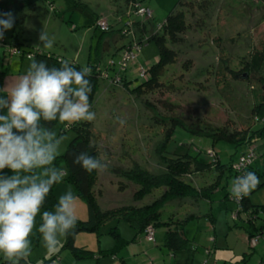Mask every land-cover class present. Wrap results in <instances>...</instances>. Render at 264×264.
I'll list each match as a JSON object with an SVG mask.
<instances>
[{
    "label": "rangeland",
    "instance_id": "obj_1",
    "mask_svg": "<svg viewBox=\"0 0 264 264\" xmlns=\"http://www.w3.org/2000/svg\"><path fill=\"white\" fill-rule=\"evenodd\" d=\"M32 1V5L14 15V18L20 21L14 27L15 34L20 39L23 38L31 48H40L81 66L93 60L94 48L101 34V29L95 27L96 18L98 21H106L109 26H114L120 21V25L125 26L128 20L123 0ZM179 1L181 0H144L142 3L152 11L155 22L159 24L176 9ZM184 1L187 3L186 7L179 10L184 12V20L189 30L181 36V44H168L170 49L177 51L178 58L161 73L159 90H145L138 97L130 92V88L141 82L137 70L140 67L147 69L158 58V49L153 42L143 43L136 61L129 64L126 70L127 80L131 82L129 87L123 83L110 86L107 80L99 79L91 107L96 113V119L91 124L97 139L96 147L100 152V159L108 163L104 171L97 172L93 188L101 210L129 205L144 206L150 204L162 191H155L141 201L134 202L132 195L137 187L115 176L108 169L110 166L128 170L136 163L141 168L157 170L158 160L154 150L163 140L167 126L156 125L147 107H157L158 112L164 115L165 109L159 101H165L179 106L178 111L183 116L187 117L189 112L190 118L199 119L215 128L226 127L229 130L244 131L251 126H260V123L255 121L254 111L256 105L264 98V64L255 69L250 66V62L252 59L264 57V0ZM190 2L195 3L191 8L188 7ZM12 30L11 28L9 32H13ZM42 31L53 40L51 49L44 48L40 43L39 35ZM125 41L124 39L123 42ZM15 61H18V64L24 61V69L26 63L29 66L31 62L29 57ZM106 62L107 57L100 65L103 71ZM261 62L264 63V59ZM9 66L10 62L8 68ZM198 73H201V76H198ZM244 74L248 76L246 79L242 78ZM117 117L124 119L125 124L121 125ZM65 123L57 121L51 129L57 136H64L59 155L64 154L74 137L70 128L60 134ZM255 147L257 158L252 168L261 185L264 183V140L258 141ZM245 150V146L235 148L226 142L212 143L207 137L193 136L179 127L173 131L164 147L166 156L176 157L188 153L198 155L204 162L211 160L209 151H213L222 164H227L231 158H236ZM54 166L67 171L65 162L60 158L54 161ZM8 170V176L13 175L12 170ZM217 175L213 169L194 174L191 184L197 189L204 188L215 180ZM226 181L230 183L228 173L224 171L220 178V189L226 185ZM69 189L77 196L74 186L65 180L53 185L56 203L59 196ZM223 195L224 191L221 190L212 195L211 202L201 201L197 205H191L190 202L181 205L178 202L172 203L165 208L163 219L170 214L183 218L188 212L200 215L208 213L213 216V223L210 221L212 216H208L198 220L199 223L193 221L187 226V236L193 240L192 246L195 249L192 264L264 263V235L252 244L247 238V233L248 230H255L241 219L234 221L233 213L236 208L232 202L223 200ZM249 200L253 205L264 204V185L254 189L249 195ZM77 216L80 221L89 219L87 203L80 198L77 201ZM40 223L42 219L41 215H38L36 228L30 237L32 254L28 260L31 264H41L54 254L49 253L43 246L38 232ZM114 223L104 224L98 232L80 231L75 235L77 241H88L90 248L97 250L100 246L103 249L110 248L114 238L108 231ZM259 223L257 222V226ZM118 228L124 238H133L134 232L126 222H118ZM164 233L165 229L158 227L154 229V243H148L141 236L135 243L130 244L127 250L130 261L128 260L127 264H172L174 261L169 252L162 248ZM64 241L65 237H61V246L55 253L60 251ZM68 255V251L60 252L58 264H64L69 259ZM123 255V250L116 253L118 260ZM100 258L101 264L112 263V256ZM180 258L181 253H177L175 259ZM3 261L5 259L0 253V263ZM87 261L89 260L83 262Z\"/></svg>",
    "mask_w": 264,
    "mask_h": 264
},
{
    "label": "trees",
    "instance_id": "obj_2",
    "mask_svg": "<svg viewBox=\"0 0 264 264\" xmlns=\"http://www.w3.org/2000/svg\"><path fill=\"white\" fill-rule=\"evenodd\" d=\"M131 1L132 0H123L126 7V15L128 16L127 24L125 26L120 25V21L114 26L108 25L107 30L101 31L97 45L94 48V54L92 55L93 60L91 62L89 60L85 65L92 68V73L89 77L92 85V92L89 96L91 106L95 99L99 79L103 78V74L111 75L114 72H117L116 67L110 66L109 62L113 61L116 63L119 59L121 50L128 46L131 47L132 45H137L141 48L143 43L153 42L158 49V58L154 64L147 69H144L146 77L140 78L141 82L135 87L130 88V92L138 97L145 90H159L161 87V83L159 82L161 73L167 66L174 64L178 58L177 51L170 49L168 44L179 45L181 36L189 30V26L184 20V12L179 10L181 7H186L187 3H185L184 0L179 1L176 9L170 12L163 23L159 24L155 22L153 13L150 18L136 16L132 10ZM139 1L142 3L144 0ZM33 2L34 1L32 0L29 2H27V0H0V13L11 12L14 16L23 8L32 5ZM194 4L195 3L190 2L188 7L191 8ZM115 14H117V11ZM19 22L20 21L15 19L12 27L13 30ZM97 22L98 19L96 18L95 24H97ZM95 27L98 26L95 25ZM11 34L9 40H5V44L8 48L16 49V53L11 56H17L20 58L35 57L37 61L46 62L49 67H60L59 61L65 60L51 52H45L38 48H31L27 46L28 44L25 43V40L23 38L20 39L15 32H11ZM124 39L126 40L125 42H123ZM4 52L6 51L4 50ZM105 57H107V62L105 63L103 71L100 65L105 60ZM262 59H264V57L252 59L250 66L259 69L260 66L264 64L261 62ZM68 62L77 68V70L84 67L74 61ZM110 71L113 72L111 73ZM4 73V71H0V85ZM200 74L201 73H198V76H201ZM120 77V85H122V83L124 86L128 84L129 87V83L131 82L127 80L126 72H122ZM159 103L165 109L164 115H161V113L158 112L157 107L150 106L146 108L151 112L152 120L156 125L167 126L163 140L156 145L154 150L155 156L158 160L157 170L152 171L144 169L136 163H134L132 168L128 170L110 166L108 168L115 176L125 179L137 187L132 195L134 202H139L153 192L162 190L157 198H155L150 204L144 206L137 207L129 205L108 210L100 209L93 192L95 179L97 178V171L87 173L80 165L73 162L75 156L81 152H88L90 155L100 158V152L96 147L97 139L94 137L92 131V124L91 122L83 121L69 127L73 130L74 137L69 142L64 154L59 155L57 158L62 159L66 165L67 175L64 180L71 183L74 186L77 196L87 203L89 219L87 221L78 220L75 233L65 238L60 251L52 254L49 258L41 262V264H49L52 261H55L57 264V258L62 251H68L78 261L88 260L93 257L99 258L112 256L117 258L116 253L124 246L135 242L141 236L145 240V230L149 226L154 229L158 227H163L165 229L162 248H165L170 255H173L175 258L177 253L185 251L189 254V256H187L188 259H192L195 254V249L192 247L193 240L187 236V226H189L190 222H198V220L212 215L208 213L200 215L194 212H188L183 215V218L177 216V214H170L169 217L167 216V218L163 219L164 210L167 206L175 202H178L179 205L186 202H190L191 205H197L201 201L207 203L211 202L212 195L219 193L221 190L224 191L222 199L232 202L236 208V217L234 221H236V219H241L255 230L254 232L248 230V240H251L254 237H258L259 240L262 235H264V204H251L249 195L243 198L239 203L230 198V187L232 181L236 178L237 173L232 169L233 163H235L239 156L245 154L249 149L254 151L257 158L255 145L258 141L264 140V98H262V101L256 105L257 107L254 111L255 121L259 122L260 126H251L244 131L229 130L226 127L215 128L199 119H193V117L190 118L191 114L187 109L186 112H188V116L186 117L178 111L179 106L165 101H159ZM57 121L46 123L45 126L52 129ZM42 123L45 122L42 121ZM177 127L185 130L193 136L207 137L212 143L226 142L233 145L235 148L245 146L246 150L236 158H231L227 164H222L217 158L216 153L214 154V158L209 162L201 161L198 155H190L188 153L176 157H169V155L166 156L164 153L165 144ZM67 129L68 128L62 127L60 134ZM89 145H91V147H89ZM255 161L256 159L243 171L255 172L252 168ZM212 169L215 170L218 175L215 180L209 183L206 187L197 189L191 184V179L194 174H199ZM8 171V169H4L0 171V175L8 176ZM224 171L228 173L230 183L226 181V185H223L220 189V178ZM262 176H264V172H262ZM262 185H264V183L258 185L257 188ZM55 204L56 201L53 195V190H51L42 210L54 209ZM120 221L126 222L134 231L133 238L130 239V241L122 240L120 238L118 233V222ZM210 221L213 223V216ZM110 222H115L108 231V233L114 238V242L110 248L92 250L87 247H79L75 244L74 238L78 232H98L101 226ZM257 222H260L258 226ZM119 261L122 264H125L121 258ZM0 264H8V262L5 260ZM21 264H31V262L27 259L26 262L22 261Z\"/></svg>",
    "mask_w": 264,
    "mask_h": 264
},
{
    "label": "clouds",
    "instance_id": "obj_3",
    "mask_svg": "<svg viewBox=\"0 0 264 264\" xmlns=\"http://www.w3.org/2000/svg\"><path fill=\"white\" fill-rule=\"evenodd\" d=\"M14 21L11 12L0 13V40ZM39 41L44 48L53 47V40L44 31ZM29 60L24 75L0 88L7 93L6 98L0 97V110L7 109V114L0 115V171L8 168L13 172L11 176L0 175V253L8 264L26 262L32 254L30 237L38 215L42 219L38 232L49 253L58 250L61 237L75 233L79 197L70 189L59 196L53 211L42 212L53 185L62 183L67 175L65 169L54 166L64 136H57L45 124L58 120L69 128L96 119L89 102L91 67L77 70L66 60L59 61L60 67H49L35 57ZM116 119L121 125L126 122ZM73 162L87 173L108 167L106 160L88 152L79 153ZM259 183L254 172L242 171L232 181L230 198L239 203Z\"/></svg>",
    "mask_w": 264,
    "mask_h": 264
},
{
    "label": "built area",
    "instance_id": "obj_4",
    "mask_svg": "<svg viewBox=\"0 0 264 264\" xmlns=\"http://www.w3.org/2000/svg\"><path fill=\"white\" fill-rule=\"evenodd\" d=\"M131 6L134 14L139 17H144V18H150L152 17V11H150L149 8L144 6L139 0H132L131 1ZM97 26L101 29V31H105L108 29V24L104 20H100L97 22ZM5 36H6V31L4 33V38L0 40V48H3L7 53L10 55L16 53V49H11L8 48V46L5 44ZM140 51V47L137 45H132L131 47L128 46L125 49H122L119 55L118 61L115 63L113 61L109 62L110 66H115L117 69V72H114L113 74H103V78L107 80L108 85L110 86H119L121 77L120 74L122 72H126L129 64L132 62H135L137 59V54ZM137 72L139 73L140 78H145L146 73L145 70L140 67ZM215 153L213 151H209V155L211 156L210 158H214ZM256 159V155L252 149H249L245 154H242L239 156L237 161L233 163L232 169L236 171V177L239 176L242 171L247 168L254 160ZM240 168L241 171H238L237 168ZM236 213H233V218L235 219ZM145 240L148 243H154V228L149 226L145 230ZM256 241H258V237H254L251 239L252 244H255ZM49 264H56L55 261H52Z\"/></svg>",
    "mask_w": 264,
    "mask_h": 264
},
{
    "label": "crops",
    "instance_id": "obj_5",
    "mask_svg": "<svg viewBox=\"0 0 264 264\" xmlns=\"http://www.w3.org/2000/svg\"><path fill=\"white\" fill-rule=\"evenodd\" d=\"M9 30H6V37H5L6 40H9V38L12 35L11 32H9ZM12 31L14 32V30H12ZM38 49H40V48H38ZM22 59L23 58H20V57H17V56H11L9 53L4 52L3 49L0 51V71H4L5 72L3 80H2V83L0 85V88H4L8 83L15 82L16 80L19 79L20 76H22V75H24L26 73V70L28 68L27 63H26V67L24 69V68H22L25 65L24 61H21L20 64H18V61H15V60H22ZM8 62H10L9 68H8ZM0 97H5L6 98L7 97V93L0 92ZM4 114H7V109L0 110V115H4ZM13 131L15 132L16 130L14 129ZM118 233H119V236H120V238L122 240L130 241V239H127V238L123 237V234L119 231V228H118ZM75 237H76V239L74 238V240H75V244L77 246H79V247H87V248L92 249V250H97L96 248L95 249L90 248V245H89L88 241L85 240L86 242L79 243L77 241V236H75ZM113 242H112V244H113ZM133 243H135V242H133ZM133 243H131V244H133ZM108 244H109V242L107 243V245ZM129 248H130V243L128 245L124 246L121 249L124 252V255L121 257V259L123 260V262L125 264L128 263V260L130 261V254H129V251H127ZM98 249H103V248L100 246ZM105 249H107V248H105ZM179 253H181L180 260L179 259H175L174 256L170 255V253H169L171 259L174 261L172 264H185V263L192 264V259L191 258L188 259L187 256H189V254H187V252L184 251V252H179ZM68 256H69V259L67 261H65L64 264H93V262L95 264H101V262H102L100 257L99 258L93 257L91 259H88L89 261L83 262L84 260L83 261H78L71 254L68 255ZM111 259H112V263L111 264H122L118 260V258L112 257ZM57 264H58V262H57Z\"/></svg>",
    "mask_w": 264,
    "mask_h": 264
},
{
    "label": "water",
    "instance_id": "obj_6",
    "mask_svg": "<svg viewBox=\"0 0 264 264\" xmlns=\"http://www.w3.org/2000/svg\"><path fill=\"white\" fill-rule=\"evenodd\" d=\"M246 77H247V75H246V74H244V75H243V78H246Z\"/></svg>",
    "mask_w": 264,
    "mask_h": 264
},
{
    "label": "bare ground",
    "instance_id": "obj_7",
    "mask_svg": "<svg viewBox=\"0 0 264 264\" xmlns=\"http://www.w3.org/2000/svg\"><path fill=\"white\" fill-rule=\"evenodd\" d=\"M6 37V36H5ZM5 40H6V38H5Z\"/></svg>",
    "mask_w": 264,
    "mask_h": 264
}]
</instances>
